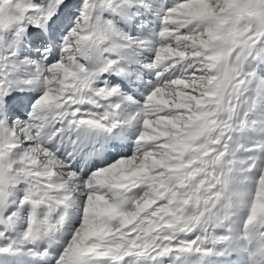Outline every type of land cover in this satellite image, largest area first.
Here are the masks:
<instances>
[{
    "label": "snow or ice",
    "instance_id": "1",
    "mask_svg": "<svg viewBox=\"0 0 264 264\" xmlns=\"http://www.w3.org/2000/svg\"><path fill=\"white\" fill-rule=\"evenodd\" d=\"M0 264H264V0H0Z\"/></svg>",
    "mask_w": 264,
    "mask_h": 264
}]
</instances>
